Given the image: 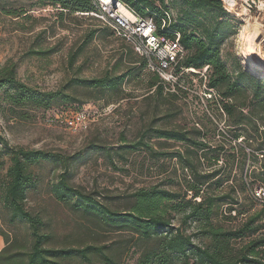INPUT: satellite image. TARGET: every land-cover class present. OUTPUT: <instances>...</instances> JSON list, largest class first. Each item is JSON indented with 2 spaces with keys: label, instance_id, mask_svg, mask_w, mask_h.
<instances>
[{
  "label": "rangeland",
  "instance_id": "1",
  "mask_svg": "<svg viewBox=\"0 0 264 264\" xmlns=\"http://www.w3.org/2000/svg\"><path fill=\"white\" fill-rule=\"evenodd\" d=\"M235 10L238 14L236 32L221 47V57L230 73L234 72L236 60L247 71L240 56L241 33L245 21L259 23L262 29L255 43L256 53L251 55L259 68L251 73L264 80V10L252 9L246 13L239 2ZM9 13L21 16L15 18ZM129 49V45L101 20L89 14L69 13L54 0H0V68L15 65L17 79L26 86L43 92H64L77 100L46 111H29L26 120L0 114L2 136L11 146L52 151L70 157V162L76 159L69 172L70 184L119 210L129 209V197L135 191L158 188L183 194L188 186L196 184L197 173L206 177L216 170L213 178H207L202 186L197 185L202 196L219 198L217 204L221 211L213 217V224L231 229L258 214L255 225L264 226V200L256 197V192L264 191V187L251 179L253 173L259 174L262 156L258 155L256 162L246 160L242 173V151L247 155L250 150L241 138H233L236 133L229 130L220 103L200 99L202 87L198 80L191 82L192 93L181 92L174 96L163 90L155 95L148 88L152 75L139 70L140 62L129 63L138 61L136 56H129ZM75 54L76 60L70 65V58ZM126 71L133 72L117 96L72 84L73 79H95ZM58 112L68 117L87 113V128H68L56 120ZM150 128L189 131L192 138L198 137L211 148L222 147L207 154L208 159L218 155V160L210 166V161L202 156L206 150L199 151L201 159L194 163L196 172H191L183 169L178 158L172 157V153L184 151L186 145L181 143L150 139L151 151L165 153L159 158H153L151 151L143 147L130 149ZM194 131H200L201 135L197 136ZM93 144L101 149H123L125 159H115V165H111L102 150L90 148ZM32 171L38 184L28 193L25 206L50 222L55 242L73 246H113L111 253L117 264L137 263L140 252L134 251L131 235L106 232L54 199L50 187L62 172L61 167L43 164ZM218 179L222 180L221 185L215 184ZM242 179L249 183L245 190L240 189ZM185 194L187 198L192 195ZM194 201L198 202L199 198ZM230 207L234 211L228 213ZM173 217L172 225L181 227V216ZM198 226L199 223L192 222L182 227L189 234L195 233ZM262 234L264 228L255 236ZM199 240L207 241L201 236ZM247 240H237L233 246L240 247ZM90 264H102V261L94 257Z\"/></svg>",
  "mask_w": 264,
  "mask_h": 264
},
{
  "label": "trees",
  "instance_id": "2",
  "mask_svg": "<svg viewBox=\"0 0 264 264\" xmlns=\"http://www.w3.org/2000/svg\"><path fill=\"white\" fill-rule=\"evenodd\" d=\"M54 1L69 13L88 14L93 11L88 0ZM120 1L137 15L152 17L159 31L161 21L170 18L162 32L170 37L179 35L180 45L187 53L180 66L195 70L209 67L207 87L218 94V103L226 115L227 126L236 133L233 135L232 132L233 138H241L250 150L247 155L242 151V173L246 160L252 163L257 161L258 155L262 156L259 174H252V171L250 174L253 181H259L264 187V80L242 69L237 60L233 64L234 72L230 73L221 57V47L236 32L235 16L223 7L221 0ZM9 15L15 18L21 16L17 13ZM129 48V56L138 59L129 63L140 62L139 70H145V61ZM77 54L70 58V65L76 60ZM128 71L95 79H73L72 84L90 90L108 91L117 96L124 81L133 72ZM149 74L152 78L148 88L155 95H160L166 88L157 75ZM181 92L185 93H170L178 96ZM76 102L74 97L64 92H43L26 86L17 79L15 65L0 68V114L3 117L9 114L26 120L29 111H46L55 105ZM194 132L197 136L201 135L200 131ZM145 136L148 139L146 141ZM153 138L186 145L184 151L174 152L172 157L178 158L183 169L191 172H196L194 163L201 159L199 151L206 150L202 156L210 161L211 166L218 160V155L208 159L207 154L222 148H211L208 143L198 137L192 138L189 131L183 129L150 128L130 149L143 147L151 151L153 148L148 141ZM90 148L102 150L111 165H115V159H125L123 149H101L96 144ZM150 154L153 158L165 155L154 151ZM70 160V157L52 151L11 146L0 133V171H4L0 174V238L3 241L0 264H70L73 261L90 264L94 257L99 258L102 264H117L116 257L111 253L113 246L58 244L55 234L50 230V222L26 208L27 195L38 184L32 169L43 164L62 169L50 187L56 201L106 232L131 235L134 251L140 252L136 264H264V234L255 236L264 228L263 225H255L258 214L231 229L213 224V217L220 215L221 211L217 204L219 198L202 196L197 185L202 186L207 178H213L218 171H211L206 177L197 173L196 184L188 186L185 191L192 194L189 198L185 193L164 189H140L130 195L129 209L119 210L70 184L69 172L76 159ZM214 182L221 185L222 180ZM247 187L249 183L246 184L242 179L240 189L245 190ZM196 198H199L198 202L194 201ZM232 204H236V201H232ZM230 208L228 213L234 211ZM175 215L181 216V227L172 225ZM224 219L228 220V217L224 216ZM192 222L199 223V226L195 233L188 234L182 226ZM20 231L24 234L21 235ZM200 236L207 241L199 242ZM245 238L248 240L244 245L237 248L233 246V242Z\"/></svg>",
  "mask_w": 264,
  "mask_h": 264
},
{
  "label": "built area",
  "instance_id": "3",
  "mask_svg": "<svg viewBox=\"0 0 264 264\" xmlns=\"http://www.w3.org/2000/svg\"><path fill=\"white\" fill-rule=\"evenodd\" d=\"M88 1L93 9L88 14L101 20L115 35L122 38L145 61V71L159 77L166 91L192 93V83L198 80L202 87L200 99L218 103L216 91L207 87L208 66L201 70L180 66L187 53L180 45L179 35L174 34V37H170L162 32L170 22L169 17L161 21L159 31L152 17L137 15L120 0ZM221 2L223 7L236 18L238 14L235 9L238 2L246 13H250L252 9L264 10L262 6L264 0H221ZM86 114L80 112L68 117L58 113L55 118L68 128L84 130L87 128L88 114ZM256 197L264 200V191L256 192Z\"/></svg>",
  "mask_w": 264,
  "mask_h": 264
},
{
  "label": "bare ground",
  "instance_id": "4",
  "mask_svg": "<svg viewBox=\"0 0 264 264\" xmlns=\"http://www.w3.org/2000/svg\"><path fill=\"white\" fill-rule=\"evenodd\" d=\"M231 4H233L231 2ZM262 6H264L262 2ZM264 8V7H263ZM245 26L243 27L241 33L242 47L240 49V56L244 64L247 65L248 72H255L258 70L259 65L252 59L251 55L255 52V43L258 40L261 33V25L255 22L251 24L250 22L245 21ZM257 46V45H256Z\"/></svg>",
  "mask_w": 264,
  "mask_h": 264
},
{
  "label": "crops",
  "instance_id": "5",
  "mask_svg": "<svg viewBox=\"0 0 264 264\" xmlns=\"http://www.w3.org/2000/svg\"><path fill=\"white\" fill-rule=\"evenodd\" d=\"M3 247V241L2 239L0 238V249Z\"/></svg>",
  "mask_w": 264,
  "mask_h": 264
}]
</instances>
